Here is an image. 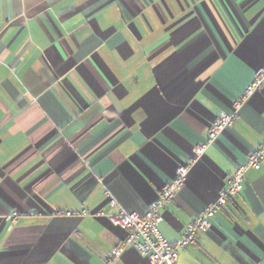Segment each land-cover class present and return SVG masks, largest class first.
<instances>
[{
  "label": "crops",
  "instance_id": "obj_1",
  "mask_svg": "<svg viewBox=\"0 0 264 264\" xmlns=\"http://www.w3.org/2000/svg\"><path fill=\"white\" fill-rule=\"evenodd\" d=\"M263 65L264 0H0V264H106L125 236L107 216L145 212ZM263 138L264 87L192 164L161 236ZM82 209L105 216L63 215ZM113 264L148 263L128 248ZM178 264H264V158Z\"/></svg>",
  "mask_w": 264,
  "mask_h": 264
},
{
  "label": "built area",
  "instance_id": "obj_2",
  "mask_svg": "<svg viewBox=\"0 0 264 264\" xmlns=\"http://www.w3.org/2000/svg\"><path fill=\"white\" fill-rule=\"evenodd\" d=\"M264 87V65L254 72L253 79L243 92L232 103V112H220L207 128L204 141L193 147V158L176 167L174 178L161 187L155 201L149 204L143 213L120 211L108 215L109 222L125 232L124 239L114 247L106 256L105 263L113 264L122 253L132 248L147 259L148 264H178L182 250L196 243L200 234H205L212 228L217 213L225 209L243 190L246 182V173L249 170L258 171L264 158V138L262 142L249 153L245 163L238 165L231 173L226 186L219 193L218 198L209 203L204 211L189 222L181 236L173 242H168L159 232L162 222L163 210L173 203L178 191L186 181L192 164L197 161L208 147H210L221 133L230 128L242 106L258 91ZM108 207L116 205L115 199L109 192L105 193ZM28 215H34L29 212ZM65 217H103L102 211L90 212L85 209L65 211ZM21 213L12 212L5 217L10 222L9 229L16 224Z\"/></svg>",
  "mask_w": 264,
  "mask_h": 264
}]
</instances>
